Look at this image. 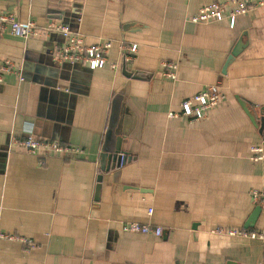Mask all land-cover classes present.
I'll use <instances>...</instances> for the list:
<instances>
[{"label": "crops", "instance_id": "obj_1", "mask_svg": "<svg viewBox=\"0 0 264 264\" xmlns=\"http://www.w3.org/2000/svg\"><path fill=\"white\" fill-rule=\"evenodd\" d=\"M225 1L0 0V17L64 23L86 46L112 45L91 70L56 56L60 33L0 30V65L24 74L0 73V232L35 245L0 239V264H264V240L215 232L264 236V209L248 225L250 193L264 191V161L251 160L264 149V6L234 28L191 22ZM164 63L178 64L176 79ZM212 85L225 100L184 117L183 102ZM28 137L84 153L31 155L19 145ZM117 139L122 168L101 157Z\"/></svg>", "mask_w": 264, "mask_h": 264}, {"label": "built area", "instance_id": "obj_2", "mask_svg": "<svg viewBox=\"0 0 264 264\" xmlns=\"http://www.w3.org/2000/svg\"><path fill=\"white\" fill-rule=\"evenodd\" d=\"M264 0H227L221 3H213L211 5L201 8L197 15L193 16L190 20L195 24H209L222 22L224 20L230 21L231 28H234L236 19L239 16L246 15L257 7H263ZM4 25H9L12 35L15 37L30 40L40 37L42 34L48 33H60L65 38V45L56 50V56L61 61H67L71 64L85 63L91 70L103 68L107 63V55L111 49V43L105 42L97 46H86L84 38L78 34L73 33L70 28L64 23H51L44 30L37 27L33 21L21 23L16 21L13 17L8 15H2L0 17V30ZM132 52L137 51V47L133 46L130 49ZM166 68L165 75L172 79H176V71L178 64L176 63H164ZM113 69L117 68V65L112 66ZM0 73L16 74L21 80H24L23 73L17 67H15L10 61H5L0 65ZM1 80V75H0ZM225 100V95L221 92L220 85H212L207 87L202 93L195 95L194 97L183 102V116L191 118L193 121H199L203 119L207 112L218 106ZM171 117L176 115L170 114ZM264 138V137H263ZM20 147L28 154L38 155L42 152L46 156H76L82 155L84 151L80 148L70 145H64L56 141L42 140L34 137H28L19 141ZM253 155L251 160L258 162L264 161V149L262 147H256L253 149ZM120 166H124L123 162L127 160L125 155L120 158ZM251 199L254 204L264 209V191L254 190L251 193ZM152 214V211H150ZM124 230L132 232H141L144 234H156L162 236L164 231L161 227L154 229L150 225H126ZM217 233H224L229 236H241L250 239H262L264 236L262 233L256 232H243L242 230H216ZM0 239H10L21 241L23 243H29L30 247L34 248L35 245L32 241L22 237L10 236L0 232Z\"/></svg>", "mask_w": 264, "mask_h": 264}, {"label": "water", "instance_id": "obj_3", "mask_svg": "<svg viewBox=\"0 0 264 264\" xmlns=\"http://www.w3.org/2000/svg\"><path fill=\"white\" fill-rule=\"evenodd\" d=\"M236 55H237V53H236V51H234L232 53L231 57L229 58L227 65L236 57ZM23 77H24V74H23ZM242 106L247 110V107H246V105H244V103H242ZM117 140H118V146L116 147L114 153H111V154L110 153H103L102 156H101L103 162L106 159H108L109 160L108 161V165H109V162H112L114 168H116L118 164H119L118 167L120 166V161L119 160H121L120 158H121V155H122L121 152H120L121 149H120V146H119V139H117ZM125 163H126V161L123 162L124 165H125ZM101 180L102 179L100 178L98 182L101 183ZM99 189H100V187H98V191H99ZM261 210H262L261 207H257L256 208V211L254 212V214L250 218V220L248 222V225H249V223L253 224L255 222V220H256V218L258 216V213H260ZM251 227H253V226H251Z\"/></svg>", "mask_w": 264, "mask_h": 264}, {"label": "trees", "instance_id": "obj_4", "mask_svg": "<svg viewBox=\"0 0 264 264\" xmlns=\"http://www.w3.org/2000/svg\"><path fill=\"white\" fill-rule=\"evenodd\" d=\"M257 206V204H255Z\"/></svg>", "mask_w": 264, "mask_h": 264}]
</instances>
